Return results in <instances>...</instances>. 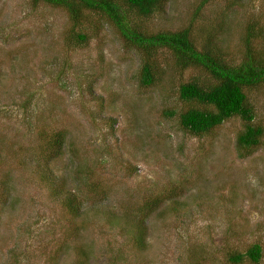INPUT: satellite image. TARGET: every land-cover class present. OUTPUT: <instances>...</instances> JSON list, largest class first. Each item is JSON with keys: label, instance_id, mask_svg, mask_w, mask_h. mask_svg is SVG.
<instances>
[{"label": "rangeland", "instance_id": "obj_1", "mask_svg": "<svg viewBox=\"0 0 264 264\" xmlns=\"http://www.w3.org/2000/svg\"><path fill=\"white\" fill-rule=\"evenodd\" d=\"M197 1L168 0L150 26L183 25ZM224 3L206 2L203 20ZM225 18L221 45L238 60L243 25L264 20V0H240ZM68 26L58 8L0 0V264H76V243L88 249L86 264H230L227 251L257 243L264 264V135L241 157L237 117L187 133L177 123V87L192 69L167 67L165 56L162 77L142 88L138 55L110 27L73 46L62 39ZM249 98L264 126V88ZM39 126L64 133L46 182ZM58 183L80 202L75 218L51 194ZM153 196L167 198L146 216L145 247L132 249L123 220L113 219Z\"/></svg>", "mask_w": 264, "mask_h": 264}, {"label": "trees", "instance_id": "obj_2", "mask_svg": "<svg viewBox=\"0 0 264 264\" xmlns=\"http://www.w3.org/2000/svg\"><path fill=\"white\" fill-rule=\"evenodd\" d=\"M29 1L32 5L42 3L65 13L69 26L62 39L66 44H86L90 38L99 35L102 27H110L123 48L138 55L136 77L142 88L154 85L162 77L166 65L163 66L165 61L161 62V59L165 56L171 59L167 67L180 71L192 69L193 73L177 87V96L182 104L176 116L179 127L193 136H201L223 121L237 117L242 123L234 139L238 156L249 155L258 147L264 135V126L253 121L249 93L264 88V43L261 46L256 44L264 39V20L251 19L243 25L240 59L232 61V56L221 45L225 17L240 0H224L223 7L213 17L215 21L212 18L208 23L203 20L201 8L209 0H198L187 21L175 29L150 26L154 16L164 11L168 0ZM37 137L47 150L45 162L40 164L43 172L39 176L41 181L46 182L50 170L46 165L60 153L64 133L61 130L47 133L39 126ZM61 187L59 183L50 186L51 194L71 219L75 218L81 209L80 202L70 190L61 193ZM6 192L5 183H0L1 204L5 203ZM167 197H145L138 203L135 213L123 211L113 219L114 222L117 218L123 220L122 226L117 225L124 230V239L132 249L142 250L145 247L146 216ZM73 251L75 263L86 264L89 258L87 247L76 243ZM260 257L261 248L257 243L242 251L229 250L225 253V260L230 264H256Z\"/></svg>", "mask_w": 264, "mask_h": 264}]
</instances>
